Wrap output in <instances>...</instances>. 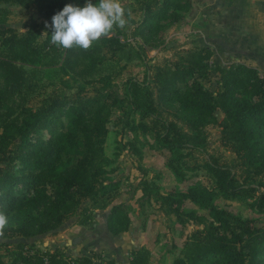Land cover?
I'll use <instances>...</instances> for the list:
<instances>
[{
	"label": "trees",
	"instance_id": "1",
	"mask_svg": "<svg viewBox=\"0 0 264 264\" xmlns=\"http://www.w3.org/2000/svg\"><path fill=\"white\" fill-rule=\"evenodd\" d=\"M135 1L137 20L85 50L53 45L52 23L41 37L34 15L52 19L66 4L83 7L86 0H0V210L9 218L1 237L42 235L76 214L84 224L93 208L105 210L106 231L128 229L127 204L113 202L120 181L104 150L112 108L119 106L131 116V130L149 134L155 148L167 151L164 163L177 181L185 179L193 151H205L208 123L220 127L221 143L235 154L230 160L204 158L199 165L211 178L208 184L162 191L141 180L143 194L153 196L158 208L174 214L182 227L196 225L170 264H264V218L216 201L245 199L264 214V76L252 64L233 61L216 67L217 85L210 89L199 80L211 65L206 45L149 64L146 45L182 18L189 0ZM5 3L33 10L26 28L2 25ZM133 60L143 63V76L127 77L119 96L113 77ZM1 244L15 248L8 263L0 252V264H96L93 255H72L58 246L49 250L20 239ZM149 258L150 250L140 246L129 264H148ZM104 264L119 263L108 258Z\"/></svg>",
	"mask_w": 264,
	"mask_h": 264
},
{
	"label": "rangeland",
	"instance_id": "2",
	"mask_svg": "<svg viewBox=\"0 0 264 264\" xmlns=\"http://www.w3.org/2000/svg\"><path fill=\"white\" fill-rule=\"evenodd\" d=\"M121 3L130 12H126V30L131 20L139 18V9L135 0H121ZM209 0H189L187 9L183 10L182 18L158 30L155 41L147 44V60L149 64L162 62L166 58H174L176 53L194 45H206L211 48L209 72L199 80L214 89L217 85V69L219 65L227 66L238 60L237 52L233 50L238 44L229 42V26L227 32L216 35L214 29L213 4ZM9 9L5 23L19 30L26 28L32 17L33 10L21 5L5 3L2 4ZM38 21V30L41 37L52 23L51 18H41L34 15ZM222 36V44L216 38ZM218 43V44H217ZM233 47V48H232ZM255 49L248 48V54L258 65L263 68L264 60ZM258 59V60H256ZM144 65L140 60L126 63L124 68L114 75L112 83L114 90L119 96L123 95L124 82L127 77L143 76ZM259 72L260 69H259ZM261 74V73H260ZM89 91L92 88L89 86ZM41 94L34 101H37ZM221 116V113H218ZM138 116L134 120L137 122ZM132 120L131 116L124 113L122 108L114 106L110 120L108 121V133L104 142V150L112 159L110 168L112 175L120 181L117 195L113 202H125L130 214V223L126 231L113 234L106 231L104 227L105 210L93 208L90 210V219L84 223H78L79 214L65 219L55 228L42 235L27 237H1L0 252L6 263L9 262L10 252L15 245L1 244L2 240L20 239L25 242L33 241L36 246L52 250L55 247L65 250L67 253L77 255L79 252L93 255L96 264H104L108 258H115L119 264H129L131 251L137 247L144 246L150 250L148 264H170L174 255L182 247V243L188 233L196 226L189 222L182 227L172 213H165L158 208L153 196L147 197L141 189V180L148 179L157 183L162 191L172 187L185 188L188 184L196 181L208 184L211 178L201 164L209 154H215L221 160H230L235 154L220 141V127L215 123L204 126L206 135V146L204 152L194 150V156L188 158V169L183 181H177L173 172L165 165L167 151L155 148L153 138L141 132L139 129L131 130L126 121ZM126 143L123 146L124 142ZM134 146V147H133ZM137 148V150H135ZM216 201L227 205L233 211L244 216H255L264 218V214L256 213L248 200L234 198H216ZM188 205H192L190 202ZM202 211L201 209H199Z\"/></svg>",
	"mask_w": 264,
	"mask_h": 264
},
{
	"label": "clouds",
	"instance_id": "3",
	"mask_svg": "<svg viewBox=\"0 0 264 264\" xmlns=\"http://www.w3.org/2000/svg\"><path fill=\"white\" fill-rule=\"evenodd\" d=\"M126 12L121 0H98V3L86 0L83 7L66 4L52 17L51 43L65 49L80 47L87 50L115 27L123 29L127 23ZM8 224L7 213L0 210V236L4 235Z\"/></svg>",
	"mask_w": 264,
	"mask_h": 264
},
{
	"label": "crops",
	"instance_id": "4",
	"mask_svg": "<svg viewBox=\"0 0 264 264\" xmlns=\"http://www.w3.org/2000/svg\"><path fill=\"white\" fill-rule=\"evenodd\" d=\"M214 2L213 16L216 35L227 32L230 44H238L234 48L239 57L237 61L252 64L262 69L257 61L248 54V48L255 49L257 55L264 60V0H209ZM222 44V36L216 38ZM218 44V43H217ZM233 48V47H232ZM255 53V54H256ZM258 60V59H256Z\"/></svg>",
	"mask_w": 264,
	"mask_h": 264
}]
</instances>
